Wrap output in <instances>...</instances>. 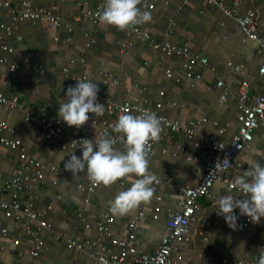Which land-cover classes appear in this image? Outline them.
<instances>
[{"label": "crops", "instance_id": "0c3cea01", "mask_svg": "<svg viewBox=\"0 0 264 264\" xmlns=\"http://www.w3.org/2000/svg\"><path fill=\"white\" fill-rule=\"evenodd\" d=\"M9 1L15 7L21 0ZM153 7L146 9L151 20L142 27L155 39H166V33L172 30L169 40L181 45L187 44L193 51L208 57L218 75L235 91L239 82L246 79L252 85V93L257 95L263 85L260 75L262 58L258 54V45L253 41H243L242 33L235 19L212 9L205 0H150ZM244 10H260L264 0H242ZM38 0L36 8L50 9L55 15L62 16L71 23L73 30L51 27L46 23L13 20L8 11L0 9V46L13 48L12 53L0 50V91L15 93L19 97L20 107L7 109L0 105V187L4 181L15 174L18 164V150L5 145L1 138L20 139L30 154L47 165L46 183L39 194L37 206L45 209L52 204L48 219L56 230L68 235H95L96 230L86 231L76 213L83 212L93 223L102 219L104 214L117 217L116 231L122 233L128 225L136 221L140 212L145 213L137 237L138 247L146 253H154L158 248L166 229V219L155 220L152 211L155 201L141 205L127 215L116 216L109 211L110 202L120 191L130 185L126 180L110 186L100 185L94 193L78 190L80 183L89 184L86 172L75 177L64 168V156L58 145L47 144L41 129L25 121L26 111L54 103L56 107L65 101L67 88L59 84L74 86L62 73L71 65L72 74L81 80L96 82L100 91L107 92L115 100L148 102L162 104V112L173 119L187 121L192 118L208 116L226 128L224 139L229 141L237 133L240 109L237 101L230 96L221 102L222 89L217 88V77L205 73L201 80L187 78L184 74L183 59L176 54H163L154 51L137 38H128L117 27L107 24L94 25L86 17L94 11V0ZM140 0L139 7H142ZM86 3V4H85ZM80 15L75 22L72 15ZM10 29V30H8ZM264 33V24L260 25ZM132 41L134 47L122 51L123 43ZM85 60V66L81 61ZM243 65L241 71L229 66ZM11 65L17 66L16 70ZM42 68L43 72L33 73ZM173 72L172 78L166 77V71ZM114 81H118L115 83ZM195 85V86H193ZM55 117L56 113H52ZM5 123L11 131L3 130ZM214 131L213 128H207ZM184 142L179 135H169L161 147H169L170 142ZM75 154V153H74ZM76 155V154H75ZM246 156L258 160L264 165V128L256 130L250 148L241 156L244 170L250 169ZM149 171L157 177H168L183 186L196 185L201 177L199 165L176 158L171 153H159L148 159ZM218 197L228 194L223 183H216L212 189ZM164 205L176 209L179 194L164 188ZM203 206L200 216L207 210L219 209L213 202L200 199ZM0 221L9 230L8 238L0 234V264H14L19 260L12 249L25 253L23 261H29V245L11 220ZM252 236L243 238L237 229L229 226L220 228L213 225L205 229L198 223L188 245L189 258L194 264L215 263L223 259L244 260L246 264H257L260 250L264 248V228L252 229ZM19 240L20 244L15 242ZM35 264H94L86 254H78L60 244H53L49 253L42 254Z\"/></svg>", "mask_w": 264, "mask_h": 264}, {"label": "built area", "instance_id": "2783aa9c", "mask_svg": "<svg viewBox=\"0 0 264 264\" xmlns=\"http://www.w3.org/2000/svg\"><path fill=\"white\" fill-rule=\"evenodd\" d=\"M38 0H21L18 6L11 2L0 0V9L8 11L10 17L17 21H29L34 23H46L51 27L63 28L72 31L71 23L65 21L62 16L55 15L50 9L34 7L33 3ZM81 3V0H79ZM92 1V0H91ZM97 7L94 11L87 12L86 17L94 25L99 22V13L103 10L104 0H94ZM190 1V0H185ZM214 10L222 12L225 16L236 20L242 33L243 41H253L258 45V54L262 58L260 75L263 85L257 95L252 93L251 83L244 79L239 82L235 91L220 78L215 67H213L205 55L193 51L187 44L181 45L178 42L169 40L172 30L166 33V39L157 40L142 25L131 26L125 30L128 38H137L146 43L156 52L163 54H176L183 59L184 74L187 78L201 80L205 73L217 77V88L222 89L220 101L226 102L232 96L238 103L240 114L238 117V131L227 141L223 137L226 128L208 116L192 118L187 121L173 119L163 113L162 104L153 105L148 102H132L130 100H115L107 92H98V102L105 106L103 115L90 114L89 121L82 127H69L60 121L58 107L54 103H46L37 110L26 111L25 121L38 126L47 144H56L68 159L71 152L77 156L82 155V139H94L97 137L112 136L116 138L114 145L118 150H125V143L122 133L115 132V124L120 115L131 113L141 116L146 112L155 113L161 122V134L158 140L149 141L147 147V159L155 158L159 153H171L176 158H183L186 161L199 165L202 170L200 181L194 186H183L177 184L168 177H157L158 182L153 184L155 206L152 217L155 220L166 219V229L160 244L154 253H146L138 247V231L145 213L140 212L136 221L131 222L125 232H118L115 229L117 217L111 214H104L102 219L93 223L83 212H77L76 216L86 231L96 230L95 235L79 233L68 235L59 232L53 223L48 219L47 213L52 211L54 206L50 204L45 209L37 206L39 194L44 190L46 183L47 165L29 153L20 139H9L2 137L1 142L18 150V164L15 174L6 179L0 187V214L4 219L11 220L22 237L29 245V261H23L25 253L12 249L19 260L14 264H35V261L45 253H49L53 244H60L70 251L78 254L88 255L94 264H194L189 258L188 245L194 227L200 223L205 229L213 225L226 228L228 224L223 216L218 215L217 210H207L200 216L203 206L200 199L204 198L215 202L219 197L213 194L212 189L216 183H223L227 192L237 195L234 186V179L237 173L244 170L241 156L250 148L257 129L264 128V33L260 25L264 24V6L260 10H244L242 0H205ZM86 4V3H85ZM80 5H83L82 3ZM143 11L153 7L150 0H143ZM80 15L73 14L72 20L80 21ZM10 30V29H8ZM120 30V29H119ZM134 47L130 40L123 43L122 51H129ZM0 50L10 53L13 48L1 45ZM75 61L69 60L63 70V75L75 85L79 80L71 72V65ZM85 66V60L81 61ZM229 66L235 71H241L243 65ZM12 70L17 66L11 65ZM43 72L42 68L35 69L33 73ZM166 77L172 78L173 72L166 71ZM84 76L82 80H87ZM117 83L118 81H114ZM60 87L68 88L67 84H59ZM195 86V85H193ZM19 97L15 93L0 91V105L7 109L20 107ZM52 113H56L53 117ZM3 130L11 129L3 123ZM207 128H213L209 131ZM179 135L184 142H170L169 147H161L169 135ZM70 172V171H68ZM0 179L2 176L0 174ZM99 184L78 185L81 192L94 193ZM164 188H171L179 194L178 206L176 209L164 205ZM241 197L243 196L240 193ZM238 215L237 231L243 238L252 236V229H263L264 218L261 223H253L248 217ZM0 234L8 238L9 230L0 221ZM16 245L20 241L15 242ZM0 250L2 247L0 246ZM215 264V263H206ZM219 264H246L244 260L223 259Z\"/></svg>", "mask_w": 264, "mask_h": 264}, {"label": "clouds", "instance_id": "9594fccd", "mask_svg": "<svg viewBox=\"0 0 264 264\" xmlns=\"http://www.w3.org/2000/svg\"><path fill=\"white\" fill-rule=\"evenodd\" d=\"M140 0H104L103 10L98 14L99 22L112 25L120 30L141 25L151 20V13L143 11ZM74 86L67 88L65 101L59 104L58 117L69 127L80 128L90 119V114L103 115L105 106L98 102L99 86L91 80H76ZM115 132L122 133L125 150L114 147L116 138L112 136L82 139V155L71 152L64 160V168L75 177L86 172L91 183L110 186L126 180L129 187L120 191L110 202L109 211L116 216L127 215L139 206L150 203L154 195L153 184L157 176L149 171L147 147L149 141L158 140L162 131L158 116L146 112L141 116L131 113L119 116ZM244 159L250 169L234 179L237 195L231 192L219 196L214 202L218 215L232 229L237 228L238 215L249 218L253 223H261L264 218V165L251 156ZM240 193L243 194L239 195ZM257 264H264V248L260 250Z\"/></svg>", "mask_w": 264, "mask_h": 264}]
</instances>
